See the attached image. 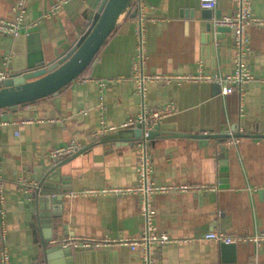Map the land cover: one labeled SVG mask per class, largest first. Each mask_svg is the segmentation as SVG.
<instances>
[{
    "label": "crops",
    "instance_id": "crops-1",
    "mask_svg": "<svg viewBox=\"0 0 264 264\" xmlns=\"http://www.w3.org/2000/svg\"><path fill=\"white\" fill-rule=\"evenodd\" d=\"M16 1L0 0L1 18L15 17ZM56 1L25 0L26 25L20 34L33 37L30 43L20 40L15 55V36L0 33V72L8 74L13 58L25 60L32 46L40 48L46 61L56 58L76 41L101 0H69L57 14L35 22ZM136 1L137 14L121 20L77 79L58 94L15 110L0 109V207L7 235L4 242L0 226V258L4 243L11 264H67L63 255L46 256L41 242L48 235L52 236L48 247L59 238L61 249L71 246L73 264H264V240H252L264 232V137L253 135L264 134V0H252L251 14L262 23L248 25L243 58L254 78L241 92L230 94L221 92L217 79L235 70L234 35L232 30L211 31L207 26L216 15L233 12L232 0H217L211 11L199 0ZM139 17H144L140 36ZM199 73L210 79H178ZM145 75L151 77L142 82ZM166 102L175 105V112L164 116L156 129L245 136L156 137L143 144L100 140L114 132H101L104 126L137 116L142 104L155 109ZM71 141L80 148L92 146L51 176L49 183L64 191L59 200L37 206L51 218L52 226L45 227L21 186L28 191L58 160L51 158V151ZM143 152L156 185L186 186L156 193L151 200L153 226L171 241L153 243L149 251L131 250L126 244L63 245L82 237H133L144 229L140 195L81 193L136 185ZM215 230L240 239L228 242L233 246L201 240L203 233Z\"/></svg>",
    "mask_w": 264,
    "mask_h": 264
},
{
    "label": "water",
    "instance_id": "water-1",
    "mask_svg": "<svg viewBox=\"0 0 264 264\" xmlns=\"http://www.w3.org/2000/svg\"><path fill=\"white\" fill-rule=\"evenodd\" d=\"M134 0H101L99 6L92 13L88 20L87 26L82 30L76 41L68 47L64 52L60 53L56 58L46 61L43 58L40 48L32 46L27 51L24 58L20 60L13 58V65L8 70L7 78L0 81V109L15 110L18 106H26V104L34 103L43 97L55 95L60 92L68 83L77 79L96 58V53L107 41L110 33L117 27L126 15L135 16L138 7L132 9ZM211 11V9H205ZM220 16V15H216ZM208 30L229 31L231 27L215 25L214 22L207 26ZM32 34H18L14 37L13 52L16 55V45L20 40L26 39L30 43ZM37 49H36V48ZM6 118V115H3ZM133 132L134 135L130 138L122 137L123 132ZM264 137V134H253ZM170 136H187L195 138H216V137H237L245 136L244 133L215 132V133H191V132H173L163 131L160 129H149L147 135L144 134L143 126L138 124L135 128L120 129L114 131L110 135L104 136L103 140H116L119 142L132 141L138 144L140 141L152 140L154 138H164ZM91 145L82 147L79 151L70 155L64 156L62 159L52 161L45 171L37 177L26 193V198L31 200L33 210H37V217L41 218L45 227H51V218L44 217L43 212L39 211L40 207L50 199L57 201L60 199V192H63L58 185L50 184L49 180L52 175L58 173V169L63 163L69 161L72 157L89 148ZM225 168L222 167L221 170ZM61 179V178H60ZM59 182V181H58ZM52 194L49 196L48 194ZM56 193V194H55ZM57 195V196H56ZM43 215V216H42ZM51 229V228H50ZM52 236H45L41 242L46 256L63 255L67 264H73L70 260L71 246L61 249V239L52 240V245L48 247V242ZM223 246H233V244L222 242Z\"/></svg>",
    "mask_w": 264,
    "mask_h": 264
},
{
    "label": "built area",
    "instance_id": "built-area-1",
    "mask_svg": "<svg viewBox=\"0 0 264 264\" xmlns=\"http://www.w3.org/2000/svg\"><path fill=\"white\" fill-rule=\"evenodd\" d=\"M69 0H57L54 2L51 7L43 12L39 18L35 20V22H39L42 18L51 17L58 13L62 5ZM234 3L233 12L229 15H220L213 17V22L215 25H221L226 27H231L232 35H234V44L236 47V57H235V70L230 74H225L220 76L217 80L222 87L223 94H230L234 90H238L241 92L245 84L248 81L252 80L254 76L247 69L243 63V58L247 54V40H248V31L247 27L251 23H262L256 17H253L251 14L252 10V0H232ZM200 5L204 9L215 8L217 5V0H199ZM14 9L16 11V15L13 19H4L0 17V33L1 34H10L12 36H16L20 34L21 29L24 28L26 24H23V15L26 9L25 0H17L14 4ZM144 17H139L137 22L136 32L140 36L143 31V21ZM151 76L145 75L141 77V81L143 82L145 78H150ZM7 78V71L0 72V81ZM179 78L197 80V79H210V76L204 75L202 73L196 75H184L179 76ZM264 81V78L262 79ZM141 83V82H140ZM139 89H142L141 84H139ZM141 112L135 116L129 118L126 122H123L121 125L112 124L111 126H104L101 132H113L118 131L121 128H130L131 126H136L141 124L143 126L144 134L147 135L149 129H153L156 125H159L160 120L164 118V116L172 114L175 112V105L172 102H166L160 105L155 109H150L148 106L142 104ZM146 141H141L139 143H145ZM80 146L71 141V143L67 146H62L61 148H56L51 151L52 159H60L64 156L70 155L79 151ZM140 163L138 170V182L136 185L131 186H104L97 189H86L81 193L84 195L98 197V195H140V209L142 215L144 216V229L137 235L133 237H116V239H110L108 237L103 238H90V237H82V238H74L68 239L63 242V245L71 244L75 247H94L99 248L102 246H108L112 244H126L133 249H142L145 251H149L151 245L153 243H161L167 244L171 241V239L166 236V234H159L155 230V226H153V216H154V208H152L151 200L156 193L166 192V190L170 189H183L186 186H160L156 185L153 180L152 174V164L149 159L146 157L145 152L140 154ZM2 178L0 175V193L3 192ZM24 184L21 186L22 191H27L24 188ZM1 203L3 204V196H1ZM0 226L2 230V239L5 242L7 235L6 230L4 229L5 222V213L3 206L0 207ZM239 237L228 234L223 230H215V231H206L201 236V240H213L217 242H233L236 241ZM240 239V238H239ZM252 240L256 242H261L264 240V232L257 233L253 235ZM3 249L0 258V264H11L10 255L8 247L3 243Z\"/></svg>",
    "mask_w": 264,
    "mask_h": 264
},
{
    "label": "trees",
    "instance_id": "trees-1",
    "mask_svg": "<svg viewBox=\"0 0 264 264\" xmlns=\"http://www.w3.org/2000/svg\"><path fill=\"white\" fill-rule=\"evenodd\" d=\"M136 2H137L136 0L133 1V6H132V9H131V10H133V8L137 7ZM89 66H90V65H89ZM89 66H88V67H89ZM88 67H87V68H88ZM87 68H86V69H87ZM86 69H85V70H86ZM85 70H84V71H85ZM84 71H83V72H84ZM83 72H81V74H82Z\"/></svg>",
    "mask_w": 264,
    "mask_h": 264
}]
</instances>
